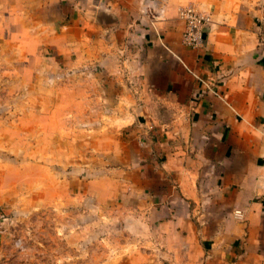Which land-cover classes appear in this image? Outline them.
<instances>
[{
	"label": "crops",
	"instance_id": "crops-1",
	"mask_svg": "<svg viewBox=\"0 0 264 264\" xmlns=\"http://www.w3.org/2000/svg\"><path fill=\"white\" fill-rule=\"evenodd\" d=\"M187 3L210 15L198 49L180 40ZM5 41H77L150 112L127 119L158 132L120 184L129 264H264V0H0Z\"/></svg>",
	"mask_w": 264,
	"mask_h": 264
},
{
	"label": "rangeland",
	"instance_id": "rangeland-1",
	"mask_svg": "<svg viewBox=\"0 0 264 264\" xmlns=\"http://www.w3.org/2000/svg\"><path fill=\"white\" fill-rule=\"evenodd\" d=\"M69 42L67 54L0 42V264L132 260L120 184L157 128L130 125L150 112L131 110L125 81Z\"/></svg>",
	"mask_w": 264,
	"mask_h": 264
},
{
	"label": "built area",
	"instance_id": "built-area-1",
	"mask_svg": "<svg viewBox=\"0 0 264 264\" xmlns=\"http://www.w3.org/2000/svg\"><path fill=\"white\" fill-rule=\"evenodd\" d=\"M178 17L183 21L181 43L190 49L203 47L204 32L210 23V15L187 3L179 8Z\"/></svg>",
	"mask_w": 264,
	"mask_h": 264
}]
</instances>
